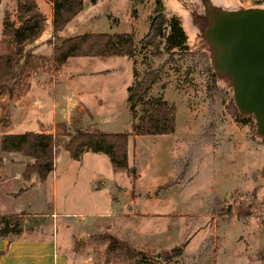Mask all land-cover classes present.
I'll list each match as a JSON object with an SVG mask.
<instances>
[{"label": "rangeland", "instance_id": "rangeland-1", "mask_svg": "<svg viewBox=\"0 0 264 264\" xmlns=\"http://www.w3.org/2000/svg\"><path fill=\"white\" fill-rule=\"evenodd\" d=\"M16 1L0 3V39L4 18L16 20ZM207 1L213 10L205 0H162L166 17H179L190 49L202 51L192 62L175 56L161 67L167 56L153 60L150 48L138 47L131 60L72 58L57 67L51 60L52 9L46 0H35L45 29L30 48L40 58L12 100L0 97V140L6 134L54 133L56 123L70 122L78 102L90 129L129 132L127 87L149 62L160 68L150 96L174 106L175 129L166 136L129 138L128 169L134 174L113 172L102 154L84 153L75 162L61 151L50 178L39 183L33 176L24 182L21 172L28 161L0 152V213L24 214L22 235L55 237L71 264H133L121 254L106 252V243L95 238L105 233L153 257L184 247L182 264H261L256 252L264 246V206L258 220L251 218L246 225L234 214L242 197L255 188L259 201L264 200L263 148L256 127L254 135L249 124L232 115L230 81L219 76L213 81L206 70L213 54L194 26L192 12L211 16L264 10V0ZM152 14L153 0H83V10L63 36L127 33L137 44ZM138 177L139 191L132 186ZM152 202L155 206L150 207ZM156 208L181 214L152 220ZM166 228L173 232L170 239L157 238Z\"/></svg>", "mask_w": 264, "mask_h": 264}, {"label": "trees", "instance_id": "trees-1", "mask_svg": "<svg viewBox=\"0 0 264 264\" xmlns=\"http://www.w3.org/2000/svg\"><path fill=\"white\" fill-rule=\"evenodd\" d=\"M51 4V60L57 67L64 66L72 58L122 57L129 60L137 54L138 47L150 48L153 60L161 61L167 56L161 67L178 56L189 58L192 62L198 58L200 50H191L187 37L177 16L166 17L162 0H153V14L149 20V28L144 37L136 44L127 33L106 34L91 33L72 37H64L66 26L83 10V0H46ZM144 2L145 0H133ZM1 2V0H0ZM192 21L200 33L206 29L204 14L192 12ZM0 39V97L12 100L22 88L29 70L36 67L40 58L30 48L44 32L45 18L39 11L35 0L16 1V20L4 18ZM211 51V50H209ZM205 52V51H203ZM208 60V58H207ZM207 71L212 72L215 81L217 73L211 63H205ZM159 69H154L151 62L145 65L140 77H134L127 87L126 106L131 118L130 131L121 133H103L98 129H90L83 121L82 109H76L68 124L58 122L54 133L25 132L22 134H6L0 140V152L18 154L28 162L24 163L21 178L29 182L36 177L39 183L45 182L54 171L55 160L61 151L68 153L71 160L79 162L84 153L102 154L108 158L113 172L134 174L128 169V141L131 136H166L175 129V109L161 96L151 97L150 92L159 77ZM233 117L243 125L255 129L251 115L240 114L230 103ZM91 118L88 111L85 112ZM92 119V118H91ZM254 135H256L254 133ZM258 137V136H257ZM133 177V176H132ZM247 197H242L236 207L235 218L247 224L250 219L256 220L264 200L257 197V189ZM213 214H220L213 213ZM21 215L0 216V239L12 242L19 239L24 231ZM258 216V217H257ZM232 218V212L227 214ZM258 220V219H257ZM261 227V224L259 225ZM259 227V228H260ZM264 227H261L262 230ZM106 243L108 254H121L133 264H182L181 256L184 247H174L159 256H150L132 249L128 243L111 234L95 236ZM256 260L264 263V246L256 252Z\"/></svg>", "mask_w": 264, "mask_h": 264}, {"label": "water", "instance_id": "water-1", "mask_svg": "<svg viewBox=\"0 0 264 264\" xmlns=\"http://www.w3.org/2000/svg\"><path fill=\"white\" fill-rule=\"evenodd\" d=\"M204 17L203 36L212 50V67L217 76L230 81L238 112L254 119L263 148L264 179V10L214 12Z\"/></svg>", "mask_w": 264, "mask_h": 264}, {"label": "crops", "instance_id": "crops-1", "mask_svg": "<svg viewBox=\"0 0 264 264\" xmlns=\"http://www.w3.org/2000/svg\"><path fill=\"white\" fill-rule=\"evenodd\" d=\"M2 2V0H1ZM0 2V3H1ZM51 7V4L49 3ZM52 9V8H51ZM52 19V14L50 18V23ZM104 60V59H103ZM76 109H83L81 102H78V106L75 107ZM81 160V159H80ZM53 173V172H52ZM52 173L47 177L50 178ZM141 178L138 177L132 186L137 187L140 183ZM134 203L136 206H140V200L135 199ZM165 203V201H163ZM154 202L149 205L150 207L155 206L153 205ZM160 207V206H159ZM157 213H155L154 218L152 220H160L164 219V214L166 216L177 217L180 216L181 212L176 214L172 213H163L162 209L156 208ZM5 214H1L3 216ZM135 220V217L133 218ZM158 233V232H157ZM156 236L159 239L165 240V238L170 239L173 235L172 230L169 231L167 228L165 230V234H157ZM177 234V231L174 232V235ZM187 246V245H186ZM183 255V253H182ZM182 261V256H181ZM0 264H71L69 262V258L62 254L60 247L57 243V239L55 237L52 238H44V239H29L27 236L22 235L19 239H16L12 242H8L6 240L0 239Z\"/></svg>", "mask_w": 264, "mask_h": 264}]
</instances>
